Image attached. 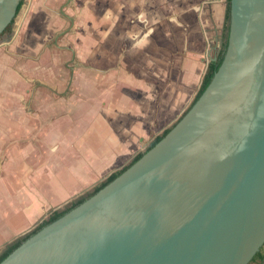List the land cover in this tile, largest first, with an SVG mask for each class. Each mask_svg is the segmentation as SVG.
Returning <instances> with one entry per match:
<instances>
[{"label":"water","instance_id":"1","mask_svg":"<svg viewBox=\"0 0 264 264\" xmlns=\"http://www.w3.org/2000/svg\"><path fill=\"white\" fill-rule=\"evenodd\" d=\"M20 3L0 0V35ZM263 245L264 0H231L224 59L197 101L0 264H249Z\"/></svg>","mask_w":264,"mask_h":264},{"label":"crops","instance_id":"2","mask_svg":"<svg viewBox=\"0 0 264 264\" xmlns=\"http://www.w3.org/2000/svg\"><path fill=\"white\" fill-rule=\"evenodd\" d=\"M25 2L26 9L16 26L14 20L13 34L0 42V208L5 212L4 221L9 228L6 233L0 232V236L8 239L18 235L21 229L17 226L18 219H22L24 212V189L18 183L13 186V181H19V172L25 175L20 179L30 178L32 186L33 181H39L34 177L33 165L38 170L40 165H50L47 179L51 180L49 194L54 205L63 203L72 191L79 188L76 182L82 176L74 175L71 162L72 132H76L81 139H75L80 151L83 148L81 143H84L82 136L87 133L97 134L96 137L102 141L109 140L108 135L115 132L126 134L123 135L126 146L134 148L135 138L130 134H144L150 129L149 121L153 120L149 117L148 103L155 99L154 92H159L151 90L153 85L163 86L161 89L166 91L159 104L158 120L161 124L170 123L180 115L185 103L194 96L190 88L196 86L198 89L209 62L219 53L227 8V0H159L157 15L152 12L157 0H110L111 11L105 10V0H97L93 13L95 23L79 29L78 50L82 61L94 66L97 74L98 70L111 65L117 57L116 53L119 55V36L127 39L125 59L128 67L116 70L114 77L121 81L112 92L113 98L118 96L116 98L121 104L115 106L113 102L110 105L111 110L120 108L125 111L126 108L127 114H110L97 102L94 118L89 114L91 118L85 122L80 120V116H85L81 112L85 111L86 104L80 103L77 106L79 115L75 116L79 122L72 128L73 98L66 93V77L70 67L73 69L72 57H75L76 50L71 46H55L51 40L56 36L53 39L56 41L63 34H56L57 21L51 20V17L59 10L58 7L68 4L69 0H23V4ZM168 5L170 9L174 8L173 12L168 11ZM137 8L143 11L138 14L140 30L136 24L128 27L130 21L136 20ZM151 16L160 18L157 22ZM153 20L158 24L151 29ZM107 21L111 23L105 25ZM123 25L127 27L123 28ZM142 34L141 45L137 47L135 37ZM181 51L186 54L185 59L179 55L175 65L181 69L176 68L172 80H167L168 69H171L168 67L169 54ZM153 64L159 68L154 74ZM141 95L144 101L139 103ZM131 101L135 102L133 106ZM131 107L145 112H131L128 110ZM22 142L29 144L23 148ZM29 164L32 166L31 177L24 170V166ZM261 254L262 258L249 264H264V245Z\"/></svg>","mask_w":264,"mask_h":264},{"label":"rangeland","instance_id":"3","mask_svg":"<svg viewBox=\"0 0 264 264\" xmlns=\"http://www.w3.org/2000/svg\"><path fill=\"white\" fill-rule=\"evenodd\" d=\"M155 3V5L152 6V12L156 13L157 15L159 14L160 11V2ZM100 2V0H98ZM110 0H105V10H110L111 11V3ZM96 3L97 0H71L68 4L63 5L62 7H58L59 9L54 16L51 17V20H56V34H59L60 32H63V34L54 41L56 36H53L52 43L53 45H65L66 47H73L76 50L75 57H72V65L73 69L70 67V73H68V76L66 77V83L68 84L66 93L72 95V128L74 127V124L78 123V117L76 118L75 116L79 115V110H78V105L81 104H86V109L87 114H86V109L85 111H82L81 113L85 114V116H80V120L82 121H89L91 116H95V106L98 103L102 104V109L103 110H108L109 113L113 114H118L119 112L127 114L126 108L125 111L123 109H117L115 108L114 110L110 109V105H113V102L115 106H118L121 104L119 101L118 96H115L113 98L112 92L118 88V82L120 78L114 77V74L116 70L118 71L120 68L126 69L127 64L125 59V54L127 52V42L126 38H121L119 36V48H120V53L119 55L116 53L117 57L114 61H112L110 64L107 65L106 68L102 70H98L97 74L96 71L97 69L94 66L86 64L84 61H82V57L80 55L79 49V29L82 28H88L89 23H95V10H96ZM99 8V6H98ZM26 9V2L22 5L20 11L14 18L15 20V26L21 16H23L24 11ZM174 9V8H173ZM173 9H170V6L168 5V11L173 12ZM142 10V9H140ZM66 12L67 14H71L72 18L74 19V24H72L71 19L63 13ZM143 11H139L137 8L136 15L134 17L135 22L130 21L128 27H131V25L136 24V28L138 29V20L139 16L138 14ZM125 18H131V16H124ZM148 17V16H146ZM152 19H156L158 22L160 16H151ZM149 18V17H148ZM133 19V18H131ZM156 21L153 20L152 22V27L157 23ZM108 23H111V21L105 22V25H108ZM72 24V25H71ZM158 24V23H157ZM123 28H126V25L122 26ZM149 27V28H150ZM149 28H146L149 30ZM118 28L116 27L115 32L117 33ZM140 30V29H138ZM147 32V31H146ZM54 34V33H53ZM66 35L65 37H63ZM144 34L142 35H137L135 37V46L137 47L140 44V39L143 37ZM224 35V32H223ZM61 38V41H59ZM223 38V37H222ZM65 39V40H64ZM1 42V38H0ZM169 62H168V67L171 69H168L170 72L168 75L167 80H172V73L177 69H181L180 66H175L176 63L178 64V59L179 55L182 56L181 59H185L186 54L181 51L179 53H172L169 54ZM154 61V59H153ZM113 63V64H112ZM155 63V62H154ZM158 63V60H157ZM159 68H157L156 65L153 64L152 66V71L153 74L156 72ZM112 71H114L112 73ZM77 72V73H76ZM100 77L99 79L96 77ZM102 76V77H101ZM118 79V80H117ZM121 81V80H120ZM123 81V80H122ZM117 86V87H116ZM201 86V83L196 89V86H193L190 88L192 92L194 91V96L191 100L187 101L185 103V107L183 111L180 113V115L175 118L172 122L170 123H164L161 124V122L158 120L159 118V104L160 101L162 103L163 98L166 94V91L161 89L163 86H155L153 85L151 87V90H158L159 92H154L155 94V99L150 101L148 103V113L149 117H153L152 121H149L151 124L150 126V131L147 130L144 134L135 132L133 135L130 134L132 137L135 138V147L134 148H128L126 145V138L123 137V135L126 136V134H121L119 132H115L113 135H108L109 140H104L102 139L99 140L97 138V134L95 133H87L83 134L82 136V141L84 143H81L83 148L82 151L81 149L77 147L79 145L75 139H79L77 137L76 132H72V149H71V162H72V168L73 172H75L74 175H78V177L81 175L82 179H78L76 182L79 186L77 190L72 191V193L66 197V200L57 205L52 203V196L49 194V186L51 183V180H48L49 176V171H50V165H40L39 170L37 166H34V177L39 178V181H33V185H31L32 181L29 178L28 180H22L20 179L22 176L25 177V175L21 174L19 172V181L15 182L13 181V186L15 187V183H18L20 187L24 189V206H23V216L22 219H18L17 226L21 227L19 230V233L16 237L14 238H4L0 236V253L6 248L7 243L12 242L14 239H16L18 236H23L24 234L28 233L31 231L36 225H38L42 220V218H45V216L48 215V212L54 208L55 206H59L60 208H63L69 201L78 198L82 194H85L87 191L91 190L92 187L97 184L99 181L103 180L106 178L111 172L114 170L120 169L127 165L136 155L138 152L145 151L149 143L160 133H162L165 129L172 127L178 120L179 118L187 111V109L190 107L191 103L193 102L199 88ZM161 89V90H160ZM34 93V91H31ZM153 92V91H152ZM97 95V96H96ZM99 95V99L98 98ZM142 96V95H141ZM78 98V100L76 99ZM141 103L144 101L143 96L140 97ZM120 102V103H119ZM127 102V101H126ZM119 103V104H118ZM131 106L135 104V102L131 101ZM131 112H139L145 110L143 109H136L134 107L128 108ZM93 113V115H92ZM114 116L111 115V118L113 119ZM147 125V124H146ZM164 125V127H163ZM148 126V125H147ZM166 126V127H165ZM149 128V127H148ZM121 135V136H120ZM59 136V135H58ZM34 137V135H33ZM112 137H114L112 139ZM119 137V138H117ZM32 139V136H31ZM87 139V140H86ZM79 139L78 141H80ZM86 140V141H85ZM58 137H57V142H58ZM23 148L27 147V144L29 142H22L21 143ZM57 144H55L56 148L58 147ZM121 145V147H119ZM54 146V147H55ZM80 147V146H79ZM18 155V152H17ZM23 170V167H21ZM49 170H48V169ZM15 169H18V167H15ZM25 172H27V176L31 177V170L32 166L31 164L25 165L24 166ZM34 182L37 184L34 185ZM21 192V191H19ZM67 202V203H66ZM1 207V205H0ZM20 216V215H19ZM5 220V212L1 211L0 208V232L6 233L7 229V223L4 221ZM9 230V228L7 229Z\"/></svg>","mask_w":264,"mask_h":264},{"label":"trees","instance_id":"4","mask_svg":"<svg viewBox=\"0 0 264 264\" xmlns=\"http://www.w3.org/2000/svg\"><path fill=\"white\" fill-rule=\"evenodd\" d=\"M22 4H23V0H21V3L18 6L17 14H18V12L21 9ZM230 22H231V0H227L226 17H225V25H224V35H223V38H222L221 48H220L219 53L217 55V59L211 60L209 62L208 68H207V71H206V73H205V75L203 77L201 86H200V88H199V90H198V92H197V94H196L193 102L191 103L190 107L197 101V99L201 96V94L207 88V86L211 82L214 74L216 73V71L218 70V68L220 67V65H221V63H222V61L224 59V56H225V53H226V50H227V46H228L229 31H230ZM13 23H14V19L6 27V29L3 31V33L0 35V38L1 39L9 38L13 34ZM188 109H187V111H188ZM180 118H179V120H180ZM172 127L167 128L162 133L158 134L149 143V145L147 146L146 150L145 151L138 152L127 165H125L124 167H122L120 169H117V170L111 172L106 178H104L103 180H101L97 184H95L92 187L91 190L87 191L85 194H82L78 198L69 201L63 208H57V209H55L53 212H51L48 215V217H46L44 220H42L37 226H35L28 233L24 234L23 236L17 237L12 242L7 243L6 248L0 253V262L5 257H7L16 247H18L25 239H27L30 235H32L33 233H35L41 227H43L44 225H46V224L52 222L53 220L57 219L58 217H60L64 213H66L67 211L71 210L72 208H74L75 206H77L78 204H80L81 202H83L85 199H87L88 197H90L92 194H94L95 192H97L103 186H105L106 184H108L110 181H112L115 177H117L120 173H122L126 168H128L132 163H134L136 160H138L147 150H149L151 147H153L160 139H162L170 131V129ZM262 257H263V255L261 254V249H260L254 255V257H253V259L251 261H254L257 258H262Z\"/></svg>","mask_w":264,"mask_h":264},{"label":"flooded vegetation","instance_id":"5","mask_svg":"<svg viewBox=\"0 0 264 264\" xmlns=\"http://www.w3.org/2000/svg\"><path fill=\"white\" fill-rule=\"evenodd\" d=\"M72 22V21H71Z\"/></svg>","mask_w":264,"mask_h":264}]
</instances>
